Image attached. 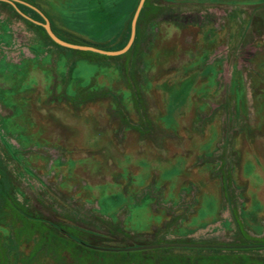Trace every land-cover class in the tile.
Here are the masks:
<instances>
[{"label":"rangeland","instance_id":"obj_1","mask_svg":"<svg viewBox=\"0 0 264 264\" xmlns=\"http://www.w3.org/2000/svg\"><path fill=\"white\" fill-rule=\"evenodd\" d=\"M61 1L84 36L63 39L126 46L140 0ZM144 7L131 48L103 58L0 1V264H264V248L86 252L64 236L264 244V0Z\"/></svg>","mask_w":264,"mask_h":264},{"label":"water","instance_id":"obj_2","mask_svg":"<svg viewBox=\"0 0 264 264\" xmlns=\"http://www.w3.org/2000/svg\"><path fill=\"white\" fill-rule=\"evenodd\" d=\"M2 2L10 4L18 14H20L23 18L26 20L41 26L49 38L56 44L68 48L71 50H77V51H83V52H92L99 55L104 56H120L125 54L134 43L135 37H136V29H137V22L140 16V13L144 7L146 0H140L139 4L137 6V9L135 11V14L133 16L132 22H131V33L130 38L126 44V46L120 50L111 51L106 49H101L94 45H79V44H73L70 42H66L59 38L52 30L51 23L49 19L35 6L21 1V0H0ZM18 4L25 5L32 9L33 11L37 12L43 19V22L34 20L24 14L19 8ZM256 245H233V244H204V243H158V244H150V245H143V246H136L127 249L128 251H148V250H157V249H168V248H189V249H219V250H245V249H251L256 248Z\"/></svg>","mask_w":264,"mask_h":264},{"label":"crops","instance_id":"obj_3","mask_svg":"<svg viewBox=\"0 0 264 264\" xmlns=\"http://www.w3.org/2000/svg\"><path fill=\"white\" fill-rule=\"evenodd\" d=\"M118 0H112V1H109L108 4H114L116 3ZM62 1L61 0H42V4L43 5H37L36 3V6L43 12H45L48 16V18L50 19V22H51V27L54 31L55 34H60V30L56 29V28H59V29H66L68 31H70L71 33L75 34L76 36H79V37H84L82 34H79L80 32H78L77 30H75L74 28L71 27V24L70 22H68L66 20L65 17V14L63 13V8H61V5L57 6L58 3H61ZM65 2V1H64ZM67 15V13H66ZM124 24H125V19H124V23L122 24V26L118 27L117 26H114L116 27V30H115V34L114 36L111 38V40L109 39H105L103 44H107V45H112V44H115L117 43L120 39V37L122 36V33H123V30H124ZM6 41H9V40H6ZM11 41V40H10ZM81 60V59H80ZM78 60L74 67H73V70H72V76L76 79H85L83 78V73L81 72L80 68L79 67V61ZM93 64V63H90V65ZM218 208V206H216V209ZM212 216H209L207 219H210ZM163 218L164 217H160L158 220L157 218H153V223L152 225H157V224H160L163 222ZM206 220V219H205Z\"/></svg>","mask_w":264,"mask_h":264},{"label":"trees","instance_id":"obj_4","mask_svg":"<svg viewBox=\"0 0 264 264\" xmlns=\"http://www.w3.org/2000/svg\"><path fill=\"white\" fill-rule=\"evenodd\" d=\"M146 2V1H145ZM19 5V4H18ZM144 9H145V7H143V9H142V11H141V13H140V16H139V19H140V17H141V15H142V12L144 11ZM15 10V9H14ZM15 12H16V10H15ZM16 14L19 16V17H21V18H23L20 14H18L17 12H16ZM42 18V17H41ZM139 19H138V21H139ZM38 21V20H37ZM40 22H43V21H40ZM29 23L30 24H32V25H34L32 22H30L29 21ZM138 24V23H137ZM53 30V29H52ZM54 32V31H53ZM59 38H61L62 40H64V41H66V42H70V43H73V44H79V45H92V44H90V43H85V42H81V43H79V42H75V41H68L67 39H63L60 35H58V34H56ZM49 38V37H48ZM49 40H50V38H49ZM75 53H78V54H81V53H85V52H83V51H77V50H73ZM86 53H92V52H86ZM92 54H94V53H92ZM96 54V53H95ZM82 55V54H81ZM96 55H99V54H96ZM100 57H103V58H111V56H104V55H99ZM65 233V232H64ZM64 236H66V237H68V239H70V242L73 244V245H75L76 247H78V248H80V249H82V250H84V251H86V252H88V251H90V250H93V251H95V252H101V251H104V252H110V253H119V252H123V251H128L127 249H129V248H132V247H135V246H132V245H129V247H126V248H115V249H105V248H100L98 245H96V244H94V243H90V242H88V244L87 243H85L86 241H81V240H78V239H76V238H74V237H72V236H70V235H68V234H64ZM260 243H263V242H259L258 244H253V243H250V244H247V243H245V244H247V245H256L257 247H256V249L257 248H264V244H260ZM215 244V243H214ZM131 246V247H130ZM255 248H251V249H245V250H241L242 252H249V251H252V250H254ZM91 253H93V252H91Z\"/></svg>","mask_w":264,"mask_h":264}]
</instances>
